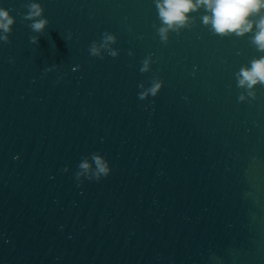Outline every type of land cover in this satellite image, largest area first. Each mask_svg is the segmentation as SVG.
I'll list each match as a JSON object with an SVG mask.
<instances>
[{"label": "water", "instance_id": "1", "mask_svg": "<svg viewBox=\"0 0 264 264\" xmlns=\"http://www.w3.org/2000/svg\"><path fill=\"white\" fill-rule=\"evenodd\" d=\"M28 2L0 0V264H264V86L238 101L235 76L262 54L249 34H212L201 9L162 43L154 0H36L35 33ZM104 31L116 57L89 53ZM93 152L108 176L77 180Z\"/></svg>", "mask_w": 264, "mask_h": 264}, {"label": "clouds", "instance_id": "2", "mask_svg": "<svg viewBox=\"0 0 264 264\" xmlns=\"http://www.w3.org/2000/svg\"><path fill=\"white\" fill-rule=\"evenodd\" d=\"M154 3L160 22L156 31L161 42L165 44L168 42L170 32L179 35L182 29L190 28L195 20L192 13L201 9H203V14L200 16L201 23L208 27L212 34L221 37L233 35L243 37L249 34L251 45L262 54L252 58L250 66H241L235 76L237 87L243 89L238 96V101L256 98L255 86H264V0H154ZM21 6L28 9L26 13L22 14L23 20L31 21L28 27L35 33H42L49 23L48 19L43 16L42 5L36 0H29L27 4ZM14 19L8 9L0 7V41L10 43L8 34L12 31L11 26L14 24ZM153 27L156 25L154 24ZM116 39L113 33L104 31L99 45L96 40L90 43V55L103 59L104 54L107 53L116 57L118 49L111 47ZM30 42L37 43L38 36H31ZM102 49L104 50L103 54ZM128 55H132L131 50H129ZM151 62L152 54L149 53L141 61L139 71L141 73L148 72ZM162 84L163 81L159 77L152 78L150 86L147 88L141 81L138 87L143 90L138 93L139 99L143 100L149 95L156 96ZM97 153H91L95 165L94 170H92V165L87 159L79 162L77 167L81 171L75 173L77 180L81 175L88 180L96 181L108 176L110 172L109 163ZM63 170L66 171L67 166ZM90 170L91 174L89 175ZM81 183H83L82 180L78 182V186Z\"/></svg>", "mask_w": 264, "mask_h": 264}]
</instances>
